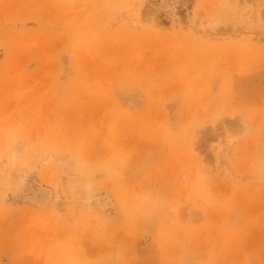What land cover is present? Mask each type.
<instances>
[{"label": "rangeland", "instance_id": "374dc122", "mask_svg": "<svg viewBox=\"0 0 264 264\" xmlns=\"http://www.w3.org/2000/svg\"><path fill=\"white\" fill-rule=\"evenodd\" d=\"M0 264H264V0H0Z\"/></svg>", "mask_w": 264, "mask_h": 264}, {"label": "bare ground", "instance_id": "6f19581e", "mask_svg": "<svg viewBox=\"0 0 264 264\" xmlns=\"http://www.w3.org/2000/svg\"><path fill=\"white\" fill-rule=\"evenodd\" d=\"M135 8H136V7H135ZM138 9H139V8H138ZM139 14H140V13H139ZM140 16H141V15H140ZM141 18H142V17H141ZM133 19H134V18H133ZM141 21H144V20L142 19ZM134 22H135V24H136V21H135V20H134ZM145 24H146V23H145V21H144V25H145ZM148 24H149V23H147L146 26H147ZM141 26H142V25H141ZM205 34H207V33H204V35H205ZM205 36H206V35H205ZM203 37H204V36H203ZM242 120H243V119H242ZM243 121H244V120H243ZM236 124H238V123L236 122ZM239 124H242V122H239ZM243 124H244V123H243ZM243 124H242L241 127H243V126L246 127V125H245V124L243 125ZM246 124H248V123H246ZM232 126L234 127L235 124L232 125ZM244 127H243V129H244ZM238 128H239V127H238ZM241 130H242V129H241ZM241 130H240V131L238 130V131H239L240 133L243 134L244 131L242 132ZM246 131H247V128H246L245 132H246ZM235 132H236V131H235ZM239 132H238V133H239ZM240 133H239V134H240ZM246 133H247V132H246ZM236 134H237V133H236ZM239 134H238V135H239ZM236 136H237V135H236ZM233 139H234V138H233ZM233 139L230 138L231 141H233ZM230 140H229V142H230ZM22 143H24V142H22ZM230 143H231V142H230ZM232 143H233V142H232ZM24 145H25V144H24ZM228 146L230 147L231 145L229 144ZM232 146H233V144H232ZM16 147H18V145H17ZM229 147H228V148H229ZM230 148H231V147H230ZM13 149H14V148H13ZM23 149H25V147H23ZM15 150H17V148H16ZM231 150H232V149H231ZM36 151H38V150H36ZM228 151H230V149H228ZM17 152H18V150H17ZM17 152H16V153L13 152L14 154H13L12 157H11V160L13 161V164H17V161H19V156H21V157L23 156V155H19V154H17ZM25 152H26V151H25ZM11 153H12V152H11ZM18 153H19V152H18ZM22 153H23V152H22ZM20 154H21V153H20ZM36 154H37V153H36ZM222 154H223V153H222ZM33 155H34V154H33ZM5 156H6V155H5ZM50 156H51V155H50ZM222 156H223V155H222ZM224 156H225V155H224ZM2 158H3V157H2ZM32 158H33V157H32ZM44 158H45V157H43V159H44ZM58 160H59V159H58ZM33 161H34V160H33ZM2 162H3V161H2ZM59 162H60V161H59ZM21 164H22V163H21ZM67 165H68V164H67ZM14 168H15V167H14ZM16 170H17V169H16ZM67 170H68V169H67ZM16 173H17V172H16ZM11 175H12V174H11ZM13 175H14V173H13ZM6 177H8V176H6ZM16 177H17V176H16ZM12 178H13V177H12ZM4 179H5V178H4ZM4 179H3V180H4ZM19 180H21V179H19ZM1 181H2V180H1ZM75 181H76V180H75ZM2 182H3V181H2ZM14 182H15V181H14ZM10 185H11V184H10ZM8 188H9V187H8ZM87 192H88V191H87ZM85 193H86V192H85ZM56 194H58V193H56ZM40 195H41V194H40ZM45 196H46V195H45ZM36 197H37V196H36ZM56 197H57V196H56ZM60 199H61V196H60ZM56 200H57V199H56ZM44 201H45V200H44ZM84 204H85V203H84ZM80 205H81V204H80ZM57 206H58V205H57ZM57 206H56V208H57ZM85 206H86V205H85ZM103 206H104V205H103ZM75 207H76V206H75ZM79 208H80V207H79ZM58 209H59V207H58ZM59 213H60V212H59Z\"/></svg>", "mask_w": 264, "mask_h": 264}]
</instances>
